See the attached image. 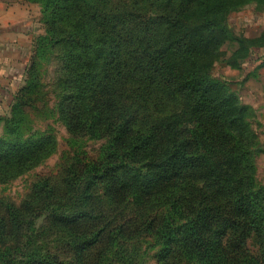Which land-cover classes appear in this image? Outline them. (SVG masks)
<instances>
[{
  "label": "trees",
  "instance_id": "obj_1",
  "mask_svg": "<svg viewBox=\"0 0 264 264\" xmlns=\"http://www.w3.org/2000/svg\"><path fill=\"white\" fill-rule=\"evenodd\" d=\"M33 1L45 32L3 119L0 184L56 151L27 122L47 97L75 154L61 185L40 178L20 205L0 202V264H264L255 110L212 74L225 44L239 68L264 43L227 21L264 0Z\"/></svg>",
  "mask_w": 264,
  "mask_h": 264
},
{
  "label": "rangeland",
  "instance_id": "obj_2",
  "mask_svg": "<svg viewBox=\"0 0 264 264\" xmlns=\"http://www.w3.org/2000/svg\"><path fill=\"white\" fill-rule=\"evenodd\" d=\"M0 136L4 134L3 119L10 112L13 95L24 82V73L33 55L36 37L45 32L41 21L42 7L33 0H0ZM8 13V14H7ZM228 24L237 35L253 38L264 34V6L250 3L228 16ZM237 48V43L229 42L222 47L224 55L212 70V74L226 81L231 90L236 92L242 103L255 110L251 117L252 127L264 149V43L259 44L240 60V67L233 68L227 59ZM52 62L45 63L42 69L43 92L52 90ZM47 102H39L30 112L29 126L49 130L57 139L56 151L45 161L30 171L7 184H0V202L8 199L20 205L31 193L33 183L47 177L55 185H61L65 167L71 162L75 150L69 143V133L64 124L53 113L54 97H47ZM102 142L88 139L81 145L89 155H96ZM258 179L264 183V151L256 154ZM53 241V240H52ZM56 242L53 241V244ZM248 245L257 251L255 238L248 240ZM143 250L149 249V243H143ZM141 246V247H142ZM152 252V251H151ZM146 264H159L156 259L147 257Z\"/></svg>",
  "mask_w": 264,
  "mask_h": 264
},
{
  "label": "crops",
  "instance_id": "obj_3",
  "mask_svg": "<svg viewBox=\"0 0 264 264\" xmlns=\"http://www.w3.org/2000/svg\"><path fill=\"white\" fill-rule=\"evenodd\" d=\"M1 8V7H0ZM1 12V11H0ZM3 12H5V10L4 11H2L1 13H3ZM8 14V13H7ZM2 17H5V14L4 15H0V18H1V20L3 19Z\"/></svg>",
  "mask_w": 264,
  "mask_h": 264
}]
</instances>
